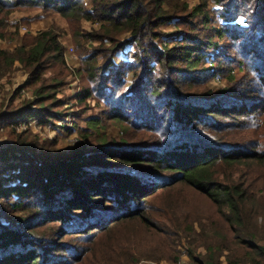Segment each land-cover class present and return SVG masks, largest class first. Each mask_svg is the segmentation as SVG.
I'll return each instance as SVG.
<instances>
[{"label": "trees", "instance_id": "obj_1", "mask_svg": "<svg viewBox=\"0 0 264 264\" xmlns=\"http://www.w3.org/2000/svg\"><path fill=\"white\" fill-rule=\"evenodd\" d=\"M16 11L68 19L80 67L68 66L57 27L0 49V79L19 62L36 98L5 112L1 102L0 122L11 130L26 113L44 125L62 120L58 95L76 76L75 105L100 108L84 139L101 125L120 136L100 128L98 147L64 152L12 133L0 153L13 170L4 180L15 181L0 178V264H122L74 242L127 225L159 232L158 204L197 193L227 232L214 233L204 258L191 252L192 264H264V0H0V42L14 39ZM40 19L24 17L17 33ZM120 53L127 60L118 63ZM126 241L124 260L135 262L140 242Z\"/></svg>", "mask_w": 264, "mask_h": 264}, {"label": "rangeland", "instance_id": "obj_2", "mask_svg": "<svg viewBox=\"0 0 264 264\" xmlns=\"http://www.w3.org/2000/svg\"><path fill=\"white\" fill-rule=\"evenodd\" d=\"M190 3H197L198 0H185ZM41 15V19L32 23L31 26H23L28 28V32H23L19 28V34L17 33L16 25L12 24V21H22L24 17H35ZM11 33L14 34V39L10 42H0V49H14L23 43V39L28 36H36L41 31L57 27L60 35L61 42L65 45L67 53V64L71 68L80 67L79 58L74 53V41L73 30L68 19L62 17L55 12H26L16 11L11 14ZM83 27L91 31L99 28V24H92L90 22H83ZM174 26L169 24L164 27V30H174ZM130 48H127L129 51ZM124 53H120L117 57V62L120 63L123 60H127ZM131 81V75L128 77ZM30 74L23 68V66L17 62L14 67V72L10 77L0 79V103H6L4 108L7 110L8 104L13 102V105H19L24 101L35 100L33 95V89L29 85ZM225 82H218L212 80L210 85L212 87H218ZM68 86L58 95L59 98L65 99V106L61 111L68 112L62 120L53 119L54 123L44 125L38 122V119H26L29 113L21 115L13 123L11 130H8L5 126V120L0 122V153L2 148L6 146L8 142H12L11 137L13 132L17 134H24L33 132L38 137L41 145L51 146L57 149V151L70 152L81 146V143H86L89 149L96 148L99 143L95 141V138L99 137L101 133L110 137L120 136V127H113L105 132L103 130L104 125L93 129L87 140L86 130L88 128V119L93 115H99L100 108L83 109L77 107L76 96L81 93L82 88L80 81L76 76H71L67 81ZM20 90V94L17 92ZM67 99V100H66ZM95 103L94 100H89V104ZM38 109V107H37ZM66 109V110H65ZM98 114H95V113ZM27 120V121H24ZM24 121V122H22ZM21 122V123H20ZM85 136V137H84ZM0 157V178L2 180L8 179L13 170L4 169L7 167ZM18 161V160H16ZM13 161H11L12 163ZM239 183L241 179L234 177L232 180ZM230 181V182H232ZM15 182V181H14ZM10 180H4L6 185L14 184ZM160 210L154 213V217L158 224L162 227L156 232L154 228L145 226H136L131 228L130 226H124L116 229L112 234L99 236L95 241H91L90 244H83L84 240L75 246H94L99 247L98 253L104 256L105 259L117 260L122 264H129L125 258V248L128 246L126 241L127 236L132 241L140 242V246L136 247L134 252L135 262L130 264H192L191 252H193L199 258H204L206 254V248L212 240L218 241L219 239L214 237L215 232H219L222 235L227 232V227L224 224V220L218 213L216 206L203 194L197 193L192 198H186L181 196L176 200H171L163 204H158ZM163 209V210H162ZM128 229H132V232L128 233ZM135 229V230H134ZM105 236V237H104ZM172 237L171 241L174 247L169 246L168 250L165 249V243H168V238ZM210 240V242H209ZM81 244V245H80ZM83 244V245H82ZM94 248V247H93ZM178 254L175 256V251ZM127 259H131V255L127 256ZM177 259V260H175ZM175 260V261H173ZM222 257V261L224 262Z\"/></svg>", "mask_w": 264, "mask_h": 264}, {"label": "built area", "instance_id": "obj_3", "mask_svg": "<svg viewBox=\"0 0 264 264\" xmlns=\"http://www.w3.org/2000/svg\"><path fill=\"white\" fill-rule=\"evenodd\" d=\"M12 24H13V25H16V24H17V21H15V20L12 21ZM21 30H22L23 32H28V28H27V27H22Z\"/></svg>", "mask_w": 264, "mask_h": 264}]
</instances>
